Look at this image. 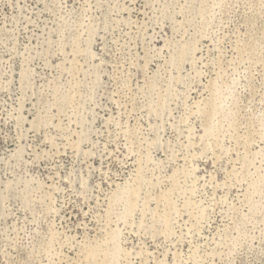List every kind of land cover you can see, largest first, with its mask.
I'll use <instances>...</instances> for the list:
<instances>
[{
	"label": "rangeland",
	"instance_id": "374dc122",
	"mask_svg": "<svg viewBox=\"0 0 264 264\" xmlns=\"http://www.w3.org/2000/svg\"><path fill=\"white\" fill-rule=\"evenodd\" d=\"M0 264H264V0H0Z\"/></svg>",
	"mask_w": 264,
	"mask_h": 264
}]
</instances>
